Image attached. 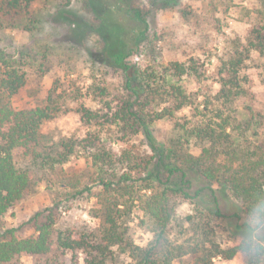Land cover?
<instances>
[{
    "label": "trees",
    "instance_id": "obj_1",
    "mask_svg": "<svg viewBox=\"0 0 264 264\" xmlns=\"http://www.w3.org/2000/svg\"><path fill=\"white\" fill-rule=\"evenodd\" d=\"M33 1L2 0L0 11L7 14L25 10ZM106 1L112 2L107 13L96 15L101 23H112L111 15L121 12L131 26L120 28L113 22L110 32L108 25L104 26L109 33L103 34L109 55L106 64L122 72V84L112 90L104 80L99 83L100 78L93 81L85 92L78 90L75 109L90 126L108 122L119 127L124 136L142 135L150 152L144 151L139 157L123 149L116 158L108 150H98L95 135L90 132L80 141L68 137L53 146L34 149L33 166L19 167L14 150L40 146L44 138L42 125L57 115L58 107L50 94L46 105L17 108L13 99L27 82L25 62L0 52V217L31 187L32 169H54L79 154L90 157L98 166V182L104 191L97 213L101 222L96 228L61 226L62 209L56 203L33 216L36 234L20 236L17 228L0 232V264H19L23 254L39 256L36 264H68L63 257L69 252L73 253L69 264H115L123 254L131 258V264H174L175 259L190 254L196 257L193 264H213L216 256L230 259L239 252L238 245L221 248L213 241V221L236 218L238 231L244 225L238 220L246 216L252 204L264 207L257 199L264 197V111L250 107L244 118L236 106V100L247 92L248 77L240 73L245 53L249 56L256 50L264 54V14L253 25L243 48L238 46L236 52L227 55L220 89L202 103L196 102L198 97L191 100L163 73L142 72L127 60L147 36L153 5L173 7L179 0H148L151 8L143 6L142 0ZM99 2L90 0L96 12ZM170 65L174 75L197 72L194 66L180 61ZM167 88L174 99L173 106L164 109L174 121V131L170 139L159 140L152 122L164 117L165 112L154 116L149 106L162 99ZM87 96L97 100L99 107L88 106L83 100ZM186 105H193L194 111L178 117L177 111ZM194 147L201 148L199 153ZM223 197L235 204L232 216L223 207ZM180 201L193 205L181 218L176 215ZM136 208L143 212L146 220L142 221L154 233L146 245L137 244L130 233ZM185 221L191 240L175 243L170 228L175 223L184 226Z\"/></svg>",
    "mask_w": 264,
    "mask_h": 264
},
{
    "label": "rangeland",
    "instance_id": "obj_2",
    "mask_svg": "<svg viewBox=\"0 0 264 264\" xmlns=\"http://www.w3.org/2000/svg\"><path fill=\"white\" fill-rule=\"evenodd\" d=\"M99 1V12L91 8L90 0H34L25 10L7 14L0 11V52L23 58L27 70L26 85L14 96V105L17 108L46 105L52 94L58 107L57 115L42 125L44 138L40 146L14 150V159L19 167L33 166L34 149L40 150L43 145L53 146L68 137L80 141L90 132L95 135L97 149L108 150L116 158L123 149L132 151L135 156L150 152L142 135L130 137L127 133L124 136L119 127L108 122L90 126L75 109V98L81 88L85 92L93 81L100 78L99 83L104 80L114 90L123 80L120 70L106 64L109 55L103 34L108 31L104 26L108 25L109 32L115 23L120 28L131 26L121 12L111 15L113 21L108 18L113 24L101 23L97 14H106L112 2ZM141 3L151 8L148 0ZM153 6L148 17L147 36L127 60L142 72L163 73L169 83L180 86L191 100L198 97L196 102L202 103L206 96L214 95L220 89V79L225 74L223 61L227 55L239 47L243 48L253 25L264 14V0H179V4L173 7ZM245 56L240 73L248 77L247 92L236 100V106L241 116L247 118L250 107L264 111V54L253 50ZM173 61L194 66L197 72L174 75L170 65ZM170 93L171 89L167 88L162 99L149 106L154 116L165 112L164 117L152 122L153 132L159 140L170 139L174 131V121L164 109L173 106L174 96ZM83 100L92 108L99 107L98 101L91 96ZM193 111V105H186L177 111V116L182 118ZM194 148L195 153L201 150ZM32 171L31 187L0 217V232L17 228L20 236L36 234L33 216L56 203L62 209L61 226L88 230L100 225L97 213L104 191L98 182L99 168L92 164L90 157L79 154L54 169L35 167ZM222 201L225 211L232 216L235 204L225 197ZM192 208L188 201H180L176 215L185 217ZM142 220L146 218L136 208L130 233L137 244L146 245L154 233ZM244 221L245 217L238 220L241 224ZM213 222L216 225L211 235L213 241L221 248L238 245L243 229H235L236 218ZM188 226V221H185L184 226L175 223L170 228V236L175 243L191 240ZM210 245L208 242L207 246ZM72 255L69 252L63 257L68 264ZM240 257V252L230 259L216 256L213 264H239ZM80 258L83 259L84 254ZM195 258L193 254L186 255L175 259L174 264H193ZM39 260V256L23 254L19 264H36ZM115 264H131V258L123 254Z\"/></svg>",
    "mask_w": 264,
    "mask_h": 264
},
{
    "label": "clouds",
    "instance_id": "obj_3",
    "mask_svg": "<svg viewBox=\"0 0 264 264\" xmlns=\"http://www.w3.org/2000/svg\"><path fill=\"white\" fill-rule=\"evenodd\" d=\"M264 203V197L258 196ZM239 264H264V207L254 203L246 213L241 238Z\"/></svg>",
    "mask_w": 264,
    "mask_h": 264
}]
</instances>
